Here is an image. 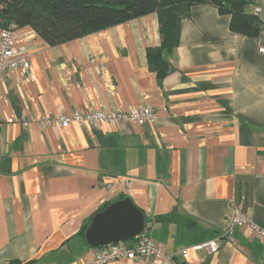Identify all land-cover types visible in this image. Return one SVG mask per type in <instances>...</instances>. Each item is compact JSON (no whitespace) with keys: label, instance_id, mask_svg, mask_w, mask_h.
Instances as JSON below:
<instances>
[{"label":"crops","instance_id":"0c3cea01","mask_svg":"<svg viewBox=\"0 0 264 264\" xmlns=\"http://www.w3.org/2000/svg\"><path fill=\"white\" fill-rule=\"evenodd\" d=\"M230 19L192 5L162 77L148 66L160 44L156 12L56 45L29 26L11 28L33 79L17 69L1 86L0 264L90 262L86 227L126 197L178 264H264L263 238L242 226L224 232L234 213L264 223V55ZM146 105L156 117L144 125L36 122ZM212 239L221 242L211 254L192 249Z\"/></svg>","mask_w":264,"mask_h":264},{"label":"trees","instance_id":"16d2710c","mask_svg":"<svg viewBox=\"0 0 264 264\" xmlns=\"http://www.w3.org/2000/svg\"><path fill=\"white\" fill-rule=\"evenodd\" d=\"M251 2L252 0H0V28L12 30V27L29 26L46 43L56 45L156 12L160 44L148 51V66L156 71L158 77H162L168 67L164 54L178 46L181 20L189 16L192 5L216 7L220 13L230 15L232 31L253 37L259 34V27L257 18L246 11V6ZM29 262L31 261L26 263ZM18 263L19 261L10 262Z\"/></svg>","mask_w":264,"mask_h":264},{"label":"built area","instance_id":"2783aa9c","mask_svg":"<svg viewBox=\"0 0 264 264\" xmlns=\"http://www.w3.org/2000/svg\"><path fill=\"white\" fill-rule=\"evenodd\" d=\"M246 6V11L254 15L258 20L259 34L257 38V51L264 55V20L260 18L261 8L259 0H252ZM14 39L13 30L0 28V92L3 82L13 70L19 69L26 77L27 81L33 79L30 72L29 54L24 53L12 45ZM155 111L149 106H134L124 111H103L87 110L84 112H74L71 115L55 114L52 116H43L41 120L24 119L21 126L26 127L29 122L36 121L42 128L50 126H59L66 128L71 124L82 125L84 123L92 125H115L118 122L133 123L144 125L155 120ZM128 184V182H127ZM242 226L247 235H255L264 239V223L258 224L246 216L234 213L224 224V232H230L234 227ZM220 239H212L204 243L194 245L192 249L205 250L211 254L216 251L220 245ZM94 257L85 264H110L117 260H128L137 262L139 260L153 259L160 264H178L175 261L174 254H167L163 250L162 244L146 235L144 232L140 235L127 240H121L101 247H94ZM180 257L185 259L188 255V249L180 251Z\"/></svg>","mask_w":264,"mask_h":264},{"label":"water","instance_id":"95a60500","mask_svg":"<svg viewBox=\"0 0 264 264\" xmlns=\"http://www.w3.org/2000/svg\"><path fill=\"white\" fill-rule=\"evenodd\" d=\"M146 230L145 217L129 198L117 200L96 212L84 232L90 247L132 239Z\"/></svg>","mask_w":264,"mask_h":264}]
</instances>
